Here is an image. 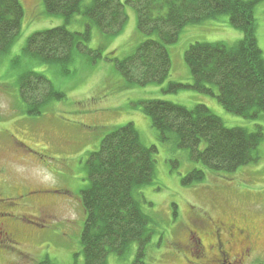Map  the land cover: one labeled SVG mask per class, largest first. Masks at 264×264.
I'll return each instance as SVG.
<instances>
[{
	"label": "rangeland",
	"instance_id": "obj_1",
	"mask_svg": "<svg viewBox=\"0 0 264 264\" xmlns=\"http://www.w3.org/2000/svg\"><path fill=\"white\" fill-rule=\"evenodd\" d=\"M20 1L24 8L21 30L10 50L0 56V219L19 231L21 245L0 249V264H37L47 258L56 264H84L81 234L86 215L81 191L89 184L86 161L110 129L127 123L135 125L147 147L157 146L154 179L141 190L146 199L142 208L155 221L144 264H187L188 229H203L197 218L207 209L250 226L255 249L245 264H264V112L252 119L227 111L218 101L216 87L214 95L189 87L176 92L168 89L171 83L193 84L184 58L191 44H234L242 39V31L230 24L227 15L186 26L178 41L168 45L169 77L161 84L132 86L113 58L133 54L147 37L139 32L137 12L126 0L121 1L128 19L119 34L106 36L92 26L87 46L102 48L103 57L93 62L89 55L76 51L73 61L63 67L24 55L26 42L37 31L63 25L84 33L87 18L78 14L67 22L60 15L47 14L41 0ZM92 2L83 0V7ZM255 18L264 56V2L256 6ZM30 71L45 75L65 95L37 117L26 112L19 94L20 77ZM149 99L188 108L205 104L227 127L261 128L257 161L234 173L210 172L191 159L187 149L159 141L151 118L135 106ZM194 168L205 169L207 176L184 185L182 179ZM135 251L133 246L127 258L110 254L108 264H133Z\"/></svg>",
	"mask_w": 264,
	"mask_h": 264
},
{
	"label": "trees",
	"instance_id": "obj_2",
	"mask_svg": "<svg viewBox=\"0 0 264 264\" xmlns=\"http://www.w3.org/2000/svg\"><path fill=\"white\" fill-rule=\"evenodd\" d=\"M45 12L60 15L70 22L75 15L87 18L84 33L57 26L29 36L24 55L45 64L62 67L73 61L76 51L95 62L102 48L87 46L92 26L101 34L115 36L127 22L125 4L132 5L138 18V30L147 37L133 54L113 58L115 66L132 86L161 84L170 75L172 60L168 45L178 41L189 25L217 20L227 15L230 24L241 30L242 39L234 44L196 42L184 54L193 78L192 85L171 83L169 91L193 88L214 95L223 107L245 118H257L264 112V56L256 36L255 8L264 0H41ZM24 17L20 0H0V56L6 54L18 36ZM106 59H109L107 57ZM19 94L26 112L40 116L64 93L43 74L26 72L20 77ZM148 115L162 143L175 142L187 149L191 159L201 162L215 174L234 173L257 161L256 152L263 139L262 129L249 131L227 127L205 104L188 108L177 103L149 99L135 103ZM157 146L147 147L133 123L110 129L99 148L86 161L88 186L81 191L86 220L81 234L84 264H108L110 254L119 258L131 255L134 263L144 264L155 223L143 208L141 190L155 176ZM207 176L203 168L189 171L182 183L201 182ZM37 264H56L47 258Z\"/></svg>",
	"mask_w": 264,
	"mask_h": 264
},
{
	"label": "flooded vegetation",
	"instance_id": "obj_3",
	"mask_svg": "<svg viewBox=\"0 0 264 264\" xmlns=\"http://www.w3.org/2000/svg\"><path fill=\"white\" fill-rule=\"evenodd\" d=\"M197 219L203 222V229H188L184 242L187 264H225L227 260L230 264H245L255 249L249 225H241L234 217L225 220L209 209ZM7 222L0 219V249L21 245L19 231Z\"/></svg>",
	"mask_w": 264,
	"mask_h": 264
}]
</instances>
